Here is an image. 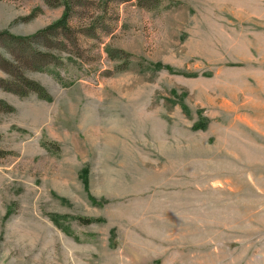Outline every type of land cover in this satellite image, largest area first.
Returning <instances> with one entry per match:
<instances>
[{"label":"rangeland","instance_id":"1","mask_svg":"<svg viewBox=\"0 0 264 264\" xmlns=\"http://www.w3.org/2000/svg\"><path fill=\"white\" fill-rule=\"evenodd\" d=\"M68 1L0 0V264H264V0Z\"/></svg>","mask_w":264,"mask_h":264},{"label":"trees","instance_id":"2","mask_svg":"<svg viewBox=\"0 0 264 264\" xmlns=\"http://www.w3.org/2000/svg\"><path fill=\"white\" fill-rule=\"evenodd\" d=\"M65 6V12H64V15L61 17L60 20H58L56 23H54L52 26H50V28L48 30H46V33H48V31L52 32V31H55V30H58V31H67L69 29V21H70V12H71V8H70V5H69V1L68 0H64L63 4ZM18 81L23 84L22 86L25 87L28 91H32L38 95H40V97L43 99V100H46V101H49V97L47 96L45 90L38 84L32 82V81H28L26 79H24L23 77H18L17 78ZM14 91V89H13ZM14 92H18V93H21L20 90H16ZM24 93V92H22ZM205 123V122H203ZM205 129L206 128V125L204 124V126H197V127H194V129ZM57 221V220H56ZM80 222L84 223V222H87V220L85 219H82L80 218L79 219ZM90 222H100L98 219H93V220H90Z\"/></svg>","mask_w":264,"mask_h":264}]
</instances>
